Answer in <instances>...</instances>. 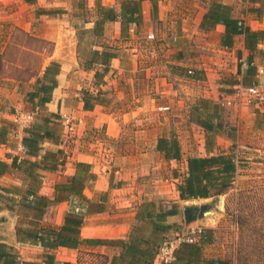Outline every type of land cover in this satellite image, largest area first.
Instances as JSON below:
<instances>
[{
    "label": "crops",
    "instance_id": "obj_1",
    "mask_svg": "<svg viewBox=\"0 0 264 264\" xmlns=\"http://www.w3.org/2000/svg\"><path fill=\"white\" fill-rule=\"evenodd\" d=\"M129 1L133 0H37L35 3L17 0V4H14V0H0L4 4L1 8L4 10L5 22L18 27L29 37L50 42L53 46L49 53L43 55L41 70L32 75L29 81L5 75L2 69L0 126L6 121H13L15 111L34 109L26 99L27 92L32 89L37 74H42L50 61H58V86L51 100L42 106L37 120L44 114L60 116L56 124L59 141H45L41 154L62 150L64 163L55 171L37 169L36 190L39 194L53 198L55 184L74 174L76 162L90 163L97 178L85 188V193L93 199H99L102 193H107V201L103 211L85 218L81 228L84 238L126 237L135 221L138 204L147 199L158 201L168 198L183 208L185 200L180 199L178 191V184L183 179L180 180L181 174L177 167L182 165L184 178L187 158L191 155L183 154L181 160H168L165 153L156 148L160 136L175 135L174 132L158 133L152 147L135 142L123 145L122 138L128 135L125 130L128 122L189 119V106L199 98H206L219 103L223 110L230 109V121L235 123V137L218 135L217 148L229 151L228 145L232 143L248 142L255 151L264 153V105L250 106L235 100L236 82L264 81V76L249 74V67L241 61H248L253 55L255 64L262 62L259 50H264V0H141L142 20L133 22L124 35L120 13L122 4ZM214 2L230 6L233 17L243 19L251 30L262 32L256 51L247 47L244 33L235 35L231 46L223 45L222 37L226 30L223 23H217L210 30L201 28L206 12ZM98 4L114 7L118 18L106 21L99 37L93 40L91 32H87L80 43V28H93L99 18ZM35 5L38 6L33 20L29 9ZM5 22L4 25L7 24ZM142 32L146 40L149 32H155L157 36L155 41H150L153 46L150 50L152 59L146 67L138 60V47L131 46ZM86 38L93 41L90 49L103 50L105 46H112L116 52L100 82L96 81L95 73L105 66L96 63L93 68L86 69L82 61ZM3 44L0 53L3 54L4 66L8 42L4 39ZM23 48L41 53L28 45H23ZM126 57L132 58V68L126 66ZM189 69H193V73H189ZM130 70L133 78L129 84H120L118 80L126 78ZM141 76L146 82L140 81ZM261 85L264 90V82ZM85 89L95 94L101 91L103 101L96 103L93 108L85 109L82 100ZM149 126L154 124H148L143 131H150ZM90 128L111 141L110 149L105 139L100 140L97 136L94 142H84L83 135ZM23 134V130L17 128L9 132L5 141L0 142V159L10 165L0 176V242L13 245L22 260H43L48 252H52L58 260L78 264V253L87 250L109 255L106 263L109 264L111 257L119 251L110 245L84 242L77 248L49 250L18 240L17 217L10 204L21 197L19 191L28 185L30 178L22 168L11 164L14 158L26 157ZM105 144L107 146L104 147ZM202 150L204 152L198 155L207 154L205 146ZM122 152L124 155H120ZM148 174L152 177L147 178L145 175ZM146 179L151 182L147 183ZM53 208L59 209L55 225L59 226L68 210V203L50 204L43 224ZM177 216L170 217L169 221L176 222L173 219ZM154 264H161L159 258Z\"/></svg>",
    "mask_w": 264,
    "mask_h": 264
},
{
    "label": "trees",
    "instance_id": "obj_2",
    "mask_svg": "<svg viewBox=\"0 0 264 264\" xmlns=\"http://www.w3.org/2000/svg\"><path fill=\"white\" fill-rule=\"evenodd\" d=\"M35 3L37 0H25ZM81 6L83 2L80 1ZM81 15V14H80ZM99 18L93 28H80L79 39L87 32L93 36V40L102 35L106 21L116 20L118 13L114 7L98 4ZM122 32L127 34L133 22L142 20L141 0H133L122 4L120 13ZM217 23H223L226 27L222 37V44L231 46L235 35L244 33L246 45L251 51L257 50V43L263 36L261 31L251 30L248 26H240L239 19L231 15V7L221 2H214L206 12L201 24L204 30H210ZM89 37V36H88ZM85 55L82 58L86 69H91L96 63L104 65L102 70L95 73L96 81L100 82L108 71L110 61L116 56L112 46H105L103 50L90 49L93 42L84 39ZM264 58V50H259ZM250 63L254 62L253 55ZM3 69V54L0 53V75ZM60 72V63L52 60L44 68L42 74L27 92V100L34 107L37 104L43 106L52 98L54 89L58 86L57 75ZM249 74L258 75L256 64L249 67ZM244 85L252 83L246 81L236 82ZM260 84L259 81L255 82ZM102 92L97 94L90 90H83L82 100L84 108H93L96 103L103 101ZM223 107L210 99L199 98L190 109L189 121L202 127L205 131L206 155H191L187 158V173L178 184L181 200L210 198L227 193L233 186L236 174L243 162L234 151H226L217 148V136L225 134L235 137L236 130L227 122L223 115ZM58 114H44L40 120L36 119L23 130L22 144L26 157L14 158L12 166L22 168L29 176L28 185L19 191L21 197L11 202L10 207L15 209L16 202H23L31 213V220L26 224L17 225L18 240L23 244L40 245L49 250L59 247L77 248L81 243L105 244L118 248L109 264H154L163 243L174 237L176 233H182L178 222H170L169 218L179 215L181 207L178 202L172 201L169 205L155 200H144L136 208L135 221L126 237L114 239L84 238L81 228L85 218L92 213L103 211L106 207L107 193H102L99 199H93L86 195L85 188L96 178V173L87 162H76L75 172L55 184L53 198L39 194L36 190L38 182L37 169L55 171L64 163L62 150L46 151L41 154L43 144L47 140L59 141V130L56 126ZM55 119V120H54ZM16 124L10 120L0 126V142L5 141L9 132L16 130ZM156 148L165 153L166 159L181 160L182 147L178 137L160 136ZM217 148V149H216ZM32 157H36L32 159ZM9 164L0 159V176L8 169ZM68 203V210L64 220L59 226L45 225L42 223L48 206L52 203ZM173 234V236H171ZM215 240V229L204 227L200 237L194 242L182 241L175 249V258L161 264H234L232 256L206 257L204 248ZM240 254L238 253V256ZM239 259V258H238ZM0 264H72L70 261L58 260L54 253L48 252L43 260H22L17 249L8 243L0 242Z\"/></svg>",
    "mask_w": 264,
    "mask_h": 264
},
{
    "label": "rangeland",
    "instance_id": "obj_3",
    "mask_svg": "<svg viewBox=\"0 0 264 264\" xmlns=\"http://www.w3.org/2000/svg\"><path fill=\"white\" fill-rule=\"evenodd\" d=\"M16 1L14 0V4H17ZM37 6L35 5L29 9L31 13L30 17L33 20L35 19V9ZM1 7H4V4L0 2V37L2 39L0 41V47L4 39L8 42V48L4 53L6 61L3 66V72L5 75L29 81L32 75L41 70L44 64L43 55L49 53L53 46L50 42L27 36L18 27L5 22L3 19L4 10ZM4 22L7 24L4 25ZM143 33L140 34L139 39L133 41L131 46L138 47V51H140L138 52V60L143 67H146L152 59L150 50L153 46L150 41L148 42L144 39ZM23 45H28L34 50H39L41 53L27 51L23 48ZM126 66L132 68V58L126 57ZM131 77L133 78V72L130 70L127 77L118 80V82L127 85L130 79H132ZM143 78L141 76L140 81L146 82ZM32 108L31 106L30 109ZM190 109L191 106L188 108V114L190 113ZM230 114L231 110L225 108V120L231 126H234L235 123L230 121ZM152 123L154 126H149L150 131H143L147 129L146 126L148 124L150 125ZM125 130L128 135L122 138L123 145L135 142L142 146L152 147L158 133L166 134L168 132H174L180 141L184 155H198L204 152L202 147L205 146L206 142L205 131L199 125L190 122L188 118L175 121H165L162 119L152 122H128L125 125ZM83 136L86 144L90 141L94 142L97 140L96 136L100 140L105 139L106 144H108V149H110L109 143L111 141L99 135L98 132L95 133L92 128L88 129ZM241 137L243 136L241 135ZM106 144L104 147L107 146ZM233 144L228 145L229 151L237 153L243 162L240 163L233 186L227 193L220 195L223 209L218 214H211L208 218L209 221L196 220L191 225L194 227L215 229L214 242L207 244L204 248V254L207 257L232 256L235 260L234 264H264V153L255 151L248 142ZM123 145L122 148H124ZM243 145H247L248 148L242 149L241 146ZM120 155H124V153L122 152ZM177 168L181 174L180 180H182L185 171L182 165H178ZM145 176L147 178L152 177L149 174ZM146 181L148 183L150 180L148 181L146 179ZM150 184L152 185V183ZM212 198L185 200L184 203L193 204L197 202L201 204ZM172 201V199L168 198L158 199V202H163L164 205H169ZM15 204L13 211L16 213L17 225L26 224L31 220V213L23 202H16ZM58 212L59 209L57 208L50 209L47 215L48 219L44 223L52 226L57 225ZM173 220L180 224V230L183 232L186 227V217L183 208H181L180 214ZM238 253L240 254L239 256ZM108 257L109 255L105 253L82 250L78 253V264H106Z\"/></svg>",
    "mask_w": 264,
    "mask_h": 264
},
{
    "label": "built area",
    "instance_id": "obj_4",
    "mask_svg": "<svg viewBox=\"0 0 264 264\" xmlns=\"http://www.w3.org/2000/svg\"><path fill=\"white\" fill-rule=\"evenodd\" d=\"M240 26H245V22L243 19L239 20ZM148 41H155L157 36L155 32H149L146 36ZM241 61L247 66L255 64L254 62L250 63L249 61ZM257 72L259 76H264V58H262V62L256 64ZM189 73H193V69H189ZM261 83H252L250 85H244L242 83L236 86V101L243 103L245 105L257 106L261 107L264 105V90L261 87ZM42 106L37 104L33 110L24 111L17 110L13 115V122L16 124L18 129L24 130L36 119L37 115L41 112ZM67 122L69 120L67 119ZM242 149H247V145L241 146ZM240 151V149L238 150ZM202 227H192L186 234L176 233L174 237L166 240L159 250L158 257L161 262L168 263L172 261L175 256V249L179 246L182 241L194 242L200 237L202 233Z\"/></svg>",
    "mask_w": 264,
    "mask_h": 264
},
{
    "label": "water",
    "instance_id": "obj_5",
    "mask_svg": "<svg viewBox=\"0 0 264 264\" xmlns=\"http://www.w3.org/2000/svg\"><path fill=\"white\" fill-rule=\"evenodd\" d=\"M264 81L261 80V83ZM222 199L220 195L213 196L212 199L207 200L201 204L194 202L193 204H183V211L186 217V227L183 233L186 234L192 227L191 223L196 220L209 221L208 218L211 214H218L223 209Z\"/></svg>",
    "mask_w": 264,
    "mask_h": 264
}]
</instances>
